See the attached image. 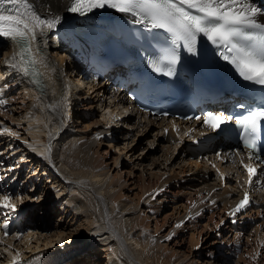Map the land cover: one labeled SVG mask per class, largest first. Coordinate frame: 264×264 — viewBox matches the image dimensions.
<instances>
[{
  "label": "rangeland",
  "instance_id": "rangeland-1",
  "mask_svg": "<svg viewBox=\"0 0 264 264\" xmlns=\"http://www.w3.org/2000/svg\"><path fill=\"white\" fill-rule=\"evenodd\" d=\"M1 43L5 44V41ZM1 56L2 52H0V57ZM85 89L87 90L88 88ZM108 100L109 98L107 101ZM39 102L40 101H38V103ZM94 104L96 105V108L93 110V115L90 113L87 114L86 119H88V122L92 119L102 120L105 122L106 119L109 118V113L107 112V118H104L102 114L108 110H103L95 100ZM71 105L73 104L67 105L65 102H61L58 106L59 110L55 109L57 111L55 116L62 115L65 120L64 126L60 128L61 131L59 130L56 138L49 142V160H53L52 162L46 161V158L37 154H34L33 156L30 154L33 153L30 148V144L32 143V135L30 132L33 127H28L29 121L18 119L17 116L21 115L17 114V112H11L7 106L3 108L7 116L2 119L0 117V133H6L7 136L4 137L2 142V135H0V144H7V147L13 146V151L11 155L8 153V155H3L0 158V160H4L6 158L5 161L7 163H3L0 166V199H2L3 195L7 194V190L10 194H12L11 203L17 205L16 209L28 207L33 208L34 210H31L32 218L28 216H25L27 217V220L24 218V222L27 223L25 226L29 227V229L23 234L12 232L5 235V231L7 229H4L5 231H3L1 228L3 225L0 226L1 264H10L12 262L14 264V259H10V255L5 248L18 252L19 255H17L18 259L16 261L18 264L19 261H22L20 262L21 264H25V262L31 263L39 260L38 257H40L41 260L44 259L46 257L45 255H49L50 252H55V248L57 247L58 249L56 250L62 253L67 249L68 251L69 249H72V255H78L80 258H84L83 264H107L109 258L103 248H115L118 242L116 236L114 235V231L118 229V224L123 221L124 217L130 216L133 219L134 217L136 218V215L141 216L143 221V226L139 227L140 230L142 228V231L139 232L142 237L141 239H143L141 242L143 244L146 243V245H155L161 249L163 256L169 259L170 264H264L263 205L250 208L242 213L237 212L236 216H234L230 215L233 210L229 209V207H225L223 202L218 201L211 204V197L214 195V191L217 192L224 190L223 185L225 184L222 183L221 185H217L220 186V188L217 189L216 186V189L214 188V190H210L206 194H199V190L196 188H198L199 185L204 184L201 181L203 177L198 174V178L200 179L199 181L196 179L197 175L194 176L191 172V167L184 164L185 160L181 162L182 164L180 163V158L183 154L179 151L180 145L177 146L175 150L174 145H172V148H168L171 156L179 154L180 157L176 158L174 162L173 160H170L171 164H169V161H166L163 163L164 165H162V167H166L167 169H160L161 165H158V161L162 160L164 162L165 157L161 155L164 151L163 149L167 148L166 144H168V142L162 137H159V135L164 134L163 130L151 124H149V127L139 125L138 129L132 128L131 135L136 133V138L133 142V145L135 144L133 153L130 152V150L128 151V149H131V146L125 151L123 150V146L125 144L124 142L126 141L124 138H120V140L117 141L115 139L111 140L107 137H103L101 145L97 147L96 144H94V147L91 148L92 150L90 152L92 156L96 155L99 162H101L102 166L105 168L104 170H108L104 182L101 185L103 190L100 194L104 199H106V211H108L106 216L109 221V225L102 231L96 230V225L100 223V219L98 217L95 215L93 216L91 213L86 211H76L73 206L74 203H64L67 193L70 192V187L72 189L76 188L75 190H77L79 186L83 187L85 185L84 182L81 180L74 181L73 179L67 180L62 173L57 170L56 165L53 163H59L61 166V162H59L61 144L58 143L55 145V142L57 141L58 136L61 137V139L58 137L59 141L64 142L66 140L65 136L68 131H65V127L71 122L70 120L73 113V111L71 114L69 113ZM41 106L42 105L39 107ZM69 106L70 108H68ZM51 110H53L52 107H50L48 111ZM112 115L113 117L118 116L117 113H113ZM78 118V120H80V127H83L87 121H81V118ZM116 119L118 118H115L114 122L109 121L108 125L115 128L114 126L116 125H113V123L123 120L121 119L115 122ZM44 124L37 119L35 120L34 126L37 128L40 126L45 130H49V127L47 128V126L50 124L45 125L46 128L44 127ZM10 125H12V129L16 130V133H11L2 127ZM117 126L118 129L114 130L116 131L115 135L123 137L122 133L119 131L122 130V132H125L128 127L123 126L126 128H122L121 125ZM96 127L100 128L101 126L96 124ZM97 128H91L87 133L92 135V132L98 130ZM45 130H43V132L47 133ZM48 134H51V132H48ZM154 134L155 136L157 134L158 137L154 138ZM165 134L167 133L165 132ZM98 138H100V136H98ZM153 139H155V142L151 144ZM12 140L17 145L12 143ZM128 140L130 141L132 139L129 138ZM131 142L132 141H130V143ZM18 144L20 146H18ZM182 145L183 143H181V146ZM120 147H122V152L127 155L126 157H123L122 155L119 163H117L115 162V158L121 153ZM16 149H18V152L15 153ZM4 150H2V152ZM27 151H30L28 154L31 155L30 160L26 161L24 159H20V154ZM146 152L148 157L145 160L144 157ZM149 152L154 154H149ZM154 155L157 158L159 157V160L153 161L152 156ZM11 163L15 164V169L8 171L6 167ZM39 163L40 165L37 167ZM35 167L37 168L35 169ZM144 167L147 172L161 171V173L165 174L164 179H166L170 173L174 174L183 167L185 169V172L183 173V180L187 177H193L194 179H192V182L194 184H189V186L183 187L178 184L181 181L177 179V184L174 183L170 187L164 186L162 190L153 194H151V190L150 192L148 191L145 193L143 190L145 188L142 185L148 184L149 182L153 184L157 179L155 178L156 180L154 179V182L153 178L150 180L148 178L149 172L147 175L144 172L145 179H143L141 172ZM171 167L175 168L176 171L170 172ZM199 170V168L193 169L194 172ZM14 172H17L15 176H13ZM211 172L213 173L212 177H216L215 179L217 182L219 178L217 179V175L214 171ZM49 173L54 175L52 176L54 181L61 180V184L67 187L61 195H53L51 186L55 185L57 187L59 184L58 182L54 184V182H51V179H48ZM229 176L232 175L230 174ZM226 179L227 176L226 178L224 177L223 181ZM207 180H209V178ZM211 181H214L213 178H211ZM230 181V185H233L236 182V179L232 176L230 177ZM109 185H112V187ZM89 187L92 186H88L87 188ZM15 188L17 190H15ZM147 196L150 197L148 202L149 208H146L144 204ZM116 197H119V200H122L124 203H128L127 206H131L132 208H130L132 210L133 206L135 207V205H137L139 197H141V199L139 206H137L134 210L135 213L130 212L131 209H129L124 215L123 210L125 208L118 210V208H120L119 205H114V199ZM205 203L210 205H205ZM0 210L3 212L9 211L7 209ZM26 211V209H19L18 213ZM90 215L93 217L89 218ZM90 221H92V223ZM57 223L58 226L64 230L63 234L67 236L73 235L72 238L65 240L64 244L57 246L55 243L52 246H44L43 244H40L41 241H37L36 239V231L39 232V234L41 233L44 235L53 233L55 231V224ZM177 225H179V227H177ZM88 228H91V231L88 232ZM30 232L32 233L31 235L29 234V237L27 234ZM130 232L131 231H127L123 234L126 237L127 234H130ZM43 236L41 235V237ZM28 237L30 239L25 241ZM167 237H171V239H167ZM56 238L57 237L54 236L53 239ZM27 243H29V246L31 247H28ZM124 243L129 250L138 249V247H140V245L137 246V244L135 246V243L133 244V240L130 239L125 240L124 238ZM35 244H38L40 247ZM60 254L61 253L58 254V257L64 256Z\"/></svg>",
  "mask_w": 264,
  "mask_h": 264
},
{
  "label": "bare ground",
  "instance_id": "bare-ground-1",
  "mask_svg": "<svg viewBox=\"0 0 264 264\" xmlns=\"http://www.w3.org/2000/svg\"><path fill=\"white\" fill-rule=\"evenodd\" d=\"M32 2L34 3L36 10L42 12L45 18L59 16L60 20L56 24L55 28L44 29L45 39L52 53L49 59V63L47 62L48 55L43 56L37 53V60L41 65L44 75V83L43 84L40 83V86H43V90L40 88H38L39 91L34 90L31 86L28 85L27 79L22 75V73L17 69L11 67V63H14V61H12L11 58L13 54L18 51V49L14 43L0 38V52H2V56L0 57V100L6 102L0 104V117L1 119L6 118L7 114L6 112H4L3 108L7 106L11 110V112L15 111L17 112V114L21 115V116H17L18 119L29 121L28 127H33V129L30 132L32 135V143L30 144V148L33 151V153H30V151L21 153L20 159H24L28 161L30 160L31 155L33 156L34 154H37L41 157L46 158V161H51L49 160L50 157L49 142L56 138V135L58 134L60 128L64 126V120H65L62 115L55 116L57 112L55 109H58V106L61 102L62 103L65 102L67 105L73 104L71 105V108L70 106L68 107L70 108L69 113L71 114L72 111L73 113L70 120L71 122L67 124V126L65 127V131L66 130L68 131L66 132L67 135L65 136L66 140L64 142L59 141L58 140L59 136H58L57 141L55 142V145L58 143L61 144L60 146L61 154H59V162H61V166L59 165V163L56 162L53 163L56 165L57 170H59L67 180L68 179H73L74 181L81 180L86 185V186L84 185L83 187L79 186L77 190H75L76 188L72 189L69 185L70 192L67 193L64 203L65 204L74 203L73 206L75 207L76 211L77 210L86 211L91 213L93 216L95 215L96 217H98L100 219V223L96 225V230L102 231L109 225V221L107 220V216H106L108 213V211H106V202H105L106 199H104L103 196L100 194V192H102L103 190V187H101V185L104 182L108 170H104L105 168L102 166L101 162H99V159H97L96 155L92 156L90 152L92 150L91 148L94 147V144H96L97 147L101 145L103 137H107L108 139L111 140L115 139L117 141H119L120 138L121 139L124 138V140L126 141L124 142L125 144L123 146V150L125 151L127 148L131 146V149H128V151L130 150V152L133 153V150L135 149V144L133 145V142L135 141L136 133L131 135V130L132 128L138 129L139 125H142L143 127H149V124L155 125L159 129H162L164 132V134H162L163 132L161 131L162 135H159V137L165 139L168 142V144H166L167 148L163 149L164 151L162 152L161 155L165 157L164 162L162 160L158 161L159 162L158 165L159 166L161 165L160 169L163 170L166 168V167L165 168L162 167V165H164L163 163H165L166 161L167 162L169 161V164H171L170 160H173L174 162L176 158L180 157L179 154L177 155L172 154L173 156H171L169 152V149L170 147L172 148V145H174V150L177 148V146L180 145L179 151L183 153L180 158V163L185 160L184 164H187L191 167V172L193 173L194 176L197 175L196 179H198L199 181L200 179L198 178V174L203 177L201 181L204 184L199 185V187L196 188L199 190V194L201 195L206 194L208 191L214 190V188L216 189L217 185L219 184L221 185L223 183L225 184L223 185L224 190L217 192L214 191V195L211 197L212 199L211 204L221 201L224 203L225 207H229V209L234 211L235 209L234 205L236 199L242 195V192L240 191L242 189L238 187L241 183V179L239 176L238 185L236 184L230 185L231 182L230 177L232 176L229 175L230 172L233 171L234 174V172L236 171V174H240L242 176L238 164H236L235 166L231 165L230 167L231 171L229 172L227 171L228 169L226 165H223L222 159L220 158L210 161H196L195 159L191 158L190 154L188 153V150H186V146L184 144L181 146L182 142L184 141L186 142L190 138V135L195 133V132L194 133L188 132V128L190 125H188L187 122L177 123L166 118L157 119V118H147L145 116H137L136 118L135 116L132 115V110H130L128 107L126 108L120 107L122 104L126 103V97L124 95L122 94L118 95L117 96L118 100L115 101V99L111 95L110 90L108 89V82L105 81L90 82L88 85H86L88 88L86 90L85 89L86 86H82L76 80L77 72L75 70V65L73 62L74 60L73 56L75 57L77 56V53L75 51L78 45L74 36L75 32L73 27H75L77 23L87 22L85 16L68 14L67 8L70 4V0H32ZM112 16L113 13L104 12L101 14L94 15V20L106 21L111 19ZM3 41H5V44L1 43ZM33 46L35 48L38 47L36 40L33 41ZM108 98L109 100L107 101ZM94 100L98 102L99 106L103 110L104 109L108 110L103 112L102 114L104 118H107L106 112L109 113V118H107L105 122H103L102 120H93V119L90 122H88V119H86L87 114L90 113L93 115V110L96 108V105L94 104ZM38 101L40 102L38 103ZM40 105L42 106L39 107ZM50 107H52L53 110L48 111ZM113 113L114 114L117 113L118 116H123L122 118L123 120L119 119L121 121L117 123H113V125L116 126L121 125L122 128L128 127L126 128L125 132H122V130L119 131L122 133L123 137H118L119 135L118 136L115 135L116 131L114 130L118 129V126L117 127L114 126L115 128H112V126L108 125L109 121L114 122L115 120V118L112 115ZM78 117L81 118V121L82 120L87 121L85 122L83 127H80L79 124L80 120H78L79 119ZM37 119L38 121H41L42 124H44L45 122L44 127L45 125L50 124L49 126H47V128L49 127L50 131L48 129L47 130L43 129V127L40 126H38V128L40 129L35 127L34 126L35 120ZM96 124L101 127L97 128ZM2 127L3 129L11 133L14 132L16 133V130L12 129V125L7 127L2 126ZM91 128H97L98 130H95L94 132H92V135H89L87 132ZM43 130L47 131V133L43 132ZM48 132H51V134H48ZM165 132L167 134H165ZM98 136H100L101 139L98 138ZM155 137H158L157 134L156 136L154 134V138ZM59 138L61 139V137ZM129 138L132 139L130 140L132 141L131 143L128 140ZM1 139L3 142L4 138ZM154 142L155 139L151 141V144H153ZM12 143L15 142L12 140ZM18 146L20 145L18 144ZM10 148L12 150L13 146H10ZM121 149L122 147H120V150ZM17 150L18 149H16L15 152H18ZM123 150H121V153L117 155V157L115 158V162L119 163L120 157L122 155L123 157H126L127 154L123 153L122 152ZM29 153L31 155H28ZM149 154H154V153L149 152ZM147 157L148 154L146 152L144 157L145 160ZM152 159L153 161H157L159 160V157L157 158L154 155L152 156ZM39 165L40 163L38 164L37 167H39ZM37 167H35V169ZM194 168H199L200 170L194 172L193 171ZM174 171H176V169L171 167L170 172H174ZM211 171L215 172V174L217 175V179L219 178L217 182L215 179L216 177H212L213 173ZM144 172L147 175L149 171L147 172L144 167L143 171L141 172L143 179H145ZM184 172L185 169L182 167L174 174L170 173L168 177L164 179L165 174L161 173V171H150L148 178L150 180L153 178V182L155 178L157 180L155 179L156 181L153 184L149 182L150 184L148 183L142 185L145 188L143 190L145 191V193H147L148 191L150 192L151 190L152 191L151 194H153L157 191L162 190L164 186L170 187L174 183L177 184L178 183L176 182L177 179L181 181L178 184L183 187H187L189 186V184H194L192 182V179H194L193 177L192 178L187 177L185 180H183ZM223 173H227V174H225V176H223L222 178L221 174ZM51 174L52 173H49L48 179H51L52 180L51 182H54V184L58 182V184L60 185V186L58 185L57 187L55 185H52L51 186L52 193L54 196L61 195V193H63V191H65L67 187L61 184L60 182L61 180L54 181V179L52 178V176L54 175ZM226 176L227 179L223 181L224 177L226 178ZM208 178L209 180H207ZM211 178H213L214 181H211ZM88 186H92V187L87 188ZM109 186L112 187V185ZM6 192L7 194L9 193V191L7 190ZM255 196L256 195L253 194V201L256 199ZM259 196H261V194H259ZM140 199L141 197H139L137 201V205H135V207L133 206V210L131 209L132 208L131 206H130L131 208L127 206L128 203H124L122 200H119V197H116L114 199L115 204L114 202L113 204L117 206L119 205L120 208H118V210H120L121 208L123 209L125 208L123 210L125 215L129 209H131L130 212H134L136 207L139 206ZM149 199L150 197L148 196L147 199L145 198L144 204L146 208H149L148 207ZM260 200L262 203H264V194L262 195ZM206 204L207 203H205V205ZM17 215H19V213ZM234 216H236V214ZM92 217L91 215L89 216V218ZM24 218L26 219L27 217ZM24 218L21 221L24 225H26L27 223L24 222L25 220ZM4 220L6 219L4 218ZM90 222L92 223V221ZM140 226H143V221L141 216L136 215V218L134 217L133 219L130 216L124 217L123 221H121L120 224H118V229L114 231V235L116 236L118 242L117 246L113 249L107 247L103 248L104 252L108 254L109 260L107 264H170L169 259L163 256V252L161 249H159L155 245L154 246L150 244L146 245V243L143 244L141 242V240L143 239H141L142 237L141 234L139 233L140 231H142V228L141 230L139 229ZM90 229L91 228H88L87 231L88 232L91 231ZM63 231L64 230H62L57 223L55 224V231L53 233L44 235L41 233L39 234V232L36 231L37 233L36 239L37 241L40 240L41 243L40 242L39 243L43 244L44 246L46 245L52 246L54 245V243L56 246L60 244L62 245L64 244L65 240H68L73 236V235L67 236L63 234ZM127 231H131V232L129 235L127 234V236L125 237L123 233H126ZM31 233L32 232L28 233L27 236H29V234L31 235ZM41 235L44 236L41 237ZM54 236L57 238L53 239ZM29 237L26 238L25 241L29 240L30 239ZM123 237L125 238V240L126 239L133 240V244L135 243V246L136 244L137 246L140 245V247H138V249L136 248L133 250L131 249L129 250L124 243ZM35 245L37 246L38 244ZM27 246L31 247L29 246V243H27ZM5 249L8 251V254L10 255L9 256L10 259H15V261L18 259L17 258L18 252H14L9 248H5ZM56 249H58V247L55 248V252L52 253L50 252L49 255H45L46 257L42 260L40 259V257H38L39 260L31 263L25 262V264H47L49 259L53 257V255L58 256L59 253H61L60 255H64L61 256V258L65 257L63 259L64 261L62 260V262L59 264L84 263L83 261L84 258L82 259V257L80 258L78 255L77 256L72 255L74 257L68 256V254H72L71 252L72 249H69V251L68 249L66 251L63 250L64 251L63 253Z\"/></svg>",
  "mask_w": 264,
  "mask_h": 264
},
{
  "label": "snow or ice",
  "instance_id": "snow-or-ice-1",
  "mask_svg": "<svg viewBox=\"0 0 264 264\" xmlns=\"http://www.w3.org/2000/svg\"><path fill=\"white\" fill-rule=\"evenodd\" d=\"M105 7L135 17L134 23L147 21L152 28L167 30L175 40L183 42L188 52H195L197 36L202 34L211 44L223 48L222 58L233 66L240 78L264 87V23L259 19L264 10L255 6L253 0H70L67 11L83 15ZM59 20V16L42 18L32 0H0V38L14 43L18 49L11 58L14 61L11 67L25 76H32L34 83H39L40 73L36 68L32 41L37 38V30L43 34L44 29L55 28ZM178 59L175 52H166L152 63V67L158 73L171 76ZM164 62H167V68L163 67ZM3 103L6 102L0 100V104ZM238 107L244 109L247 106L240 104ZM194 118L201 119L199 116ZM202 122L213 131L234 123L243 144L252 150L249 159L261 160L256 153L258 140L264 138V107L227 116L209 111ZM243 167L248 171L251 184L257 168L250 164ZM221 176L223 178V174ZM11 199L12 194L3 195L0 209L14 212L16 205ZM250 203L246 192L230 215L247 208ZM3 227L8 228L7 221ZM5 235H8L7 231ZM14 264H18L15 259Z\"/></svg>",
  "mask_w": 264,
  "mask_h": 264
}]
</instances>
